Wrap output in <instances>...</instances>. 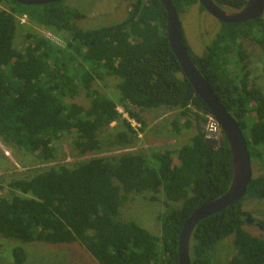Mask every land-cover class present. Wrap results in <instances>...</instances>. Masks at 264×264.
<instances>
[{"label": "trees", "instance_id": "obj_1", "mask_svg": "<svg viewBox=\"0 0 264 264\" xmlns=\"http://www.w3.org/2000/svg\"><path fill=\"white\" fill-rule=\"evenodd\" d=\"M240 10L247 0H213ZM179 15L198 0H171ZM0 139L34 156L43 167L4 183L0 196V234L22 243L80 244L98 264H180L179 240L186 220L199 207L224 195L233 179L229 142L209 146L201 130L205 103L185 76L167 32L168 13L161 0H134L117 23L86 29V15L65 0L25 5L0 0ZM54 31L64 44L28 28L21 18ZM202 55L184 43L216 96L238 120L251 161L263 172L254 176L245 197L199 221L190 248L193 264H264V237L247 229L244 199L264 198V92L249 84L247 39L264 49V17L221 22ZM26 31L17 46L19 30ZM64 34H67L66 37ZM239 72H237V68ZM120 81L117 98L97 85ZM84 95L86 106L77 101ZM121 106L147 127V110L177 111L176 133H197L177 149L123 152L81 159L104 147L102 134L113 123L110 146L129 148L139 139ZM195 109V110H194ZM71 136L73 162H62L61 144ZM177 155L176 162L174 155ZM163 194L160 235L136 221L122 219L134 193ZM151 200H157L153 195ZM264 225V223H263ZM234 236V254L216 263L218 244ZM15 264H26L22 246L13 248Z\"/></svg>", "mask_w": 264, "mask_h": 264}, {"label": "rangeland", "instance_id": "obj_2", "mask_svg": "<svg viewBox=\"0 0 264 264\" xmlns=\"http://www.w3.org/2000/svg\"><path fill=\"white\" fill-rule=\"evenodd\" d=\"M133 1L65 0V3L78 8L86 15L84 20L78 22L80 26L86 29H93L122 21L131 10ZM0 7H6V5ZM180 18L189 45L195 54L202 55L206 46L211 43L219 31L220 21L206 10H201L199 4L192 5L186 13L180 15ZM24 24L59 44H64V38L57 35L54 31L40 27L28 19H26ZM64 35L68 37L67 34ZM25 36L26 31L20 29L16 41L17 46L20 47L25 44ZM242 44L249 53V84L260 88L264 92V49L247 39L243 40ZM237 72H239V68H237ZM119 81L118 78L111 77L97 86L116 99L118 96L116 86ZM77 101L86 106L89 104V99L83 94L77 98ZM176 115L177 111L168 110L165 107L147 110L144 113V116L148 119L147 127L143 130L144 136L142 139L139 138L129 148L109 145V141L117 131L116 123H113L102 134L104 147L100 151L81 159L111 156L128 151L150 152L153 149H177L187 144L189 139L197 133L199 121L195 115L190 116L193 127L189 129L183 125L186 118L181 117L180 125H182V131L176 133L172 125ZM60 153L59 163L73 162V160L77 159L73 156L71 136L63 138ZM174 157L176 162H178L176 154ZM43 166L45 164L40 163L30 153L9 146L0 139V196L8 192L7 188L2 187L6 181L15 178L19 174H27L30 170ZM252 167L253 176H258L263 172L260 165L255 162H252ZM153 195L157 196V200H151ZM244 209L250 213V218L254 219V222L246 225V229L255 236L264 237V229L257 224L264 223V198L246 197L244 199ZM165 210L166 205L163 194H154L152 192L134 193L122 208V219L136 221L152 233L160 235L161 221L159 216ZM16 246H22L25 249L27 253L26 264H98L94 257L80 244L22 243L17 239L4 237L2 234H0V264H15L13 248ZM234 251V236L231 235L218 244L214 252L215 262L226 263L232 258Z\"/></svg>", "mask_w": 264, "mask_h": 264}, {"label": "water", "instance_id": "obj_3", "mask_svg": "<svg viewBox=\"0 0 264 264\" xmlns=\"http://www.w3.org/2000/svg\"><path fill=\"white\" fill-rule=\"evenodd\" d=\"M25 5H41L63 0H17ZM168 13L167 32L174 53L182 66L183 72L193 85L196 93L205 103L206 113H211L220 128L221 140L216 139L219 130L206 131L205 122L201 120V130L205 133L204 139L209 146L218 147L223 144L225 136L230 145L233 159V179L230 188L221 197L214 199L196 209L186 220L179 240L180 264H193L191 259V238L194 229L200 220L214 215L236 201L243 199L248 186L253 180L252 161L247 140L238 120L228 111L226 106L216 96L207 80L196 66L183 40V25L179 13L171 0H161ZM205 10L215 19L225 23H241L254 20L264 15V0H247V4L240 10L224 9L213 0H198ZM248 223L254 219L248 217ZM264 229V225L258 223Z\"/></svg>", "mask_w": 264, "mask_h": 264}, {"label": "built area", "instance_id": "obj_4", "mask_svg": "<svg viewBox=\"0 0 264 264\" xmlns=\"http://www.w3.org/2000/svg\"><path fill=\"white\" fill-rule=\"evenodd\" d=\"M26 19L27 17L24 16L23 18H21V21L24 23ZM117 109L120 113H122L123 117L130 122L138 138L142 139L144 136V132L142 131V124L136 119L132 118L121 106H119ZM205 118H206V122H205L206 131L214 132L216 130H219L215 137L216 139H218L220 137V128L216 122L215 117L211 113H205Z\"/></svg>", "mask_w": 264, "mask_h": 264}, {"label": "flooded vegetation", "instance_id": "obj_5", "mask_svg": "<svg viewBox=\"0 0 264 264\" xmlns=\"http://www.w3.org/2000/svg\"><path fill=\"white\" fill-rule=\"evenodd\" d=\"M224 136H222V138H223ZM218 140H221V134H220V137L218 138ZM258 224V223H257Z\"/></svg>", "mask_w": 264, "mask_h": 264}, {"label": "clouds", "instance_id": "obj_6", "mask_svg": "<svg viewBox=\"0 0 264 264\" xmlns=\"http://www.w3.org/2000/svg\"><path fill=\"white\" fill-rule=\"evenodd\" d=\"M204 117H205V115H204ZM204 122H206V120H204ZM205 134V133H204Z\"/></svg>", "mask_w": 264, "mask_h": 264}]
</instances>
